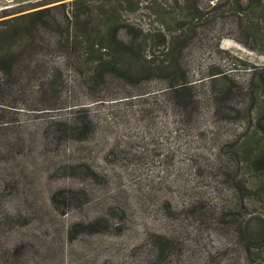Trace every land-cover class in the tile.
I'll return each instance as SVG.
<instances>
[{"label":"rangeland","instance_id":"1","mask_svg":"<svg viewBox=\"0 0 264 264\" xmlns=\"http://www.w3.org/2000/svg\"><path fill=\"white\" fill-rule=\"evenodd\" d=\"M71 1L0 0V22ZM199 1L168 70L43 50L0 77V264H264V6Z\"/></svg>","mask_w":264,"mask_h":264},{"label":"trees","instance_id":"2","mask_svg":"<svg viewBox=\"0 0 264 264\" xmlns=\"http://www.w3.org/2000/svg\"><path fill=\"white\" fill-rule=\"evenodd\" d=\"M243 1L249 10L264 6V0ZM176 9L182 16L177 22ZM203 17L199 0H73L39 9L0 22V77L14 75L17 61L43 50L83 75L168 70L189 46ZM159 57L165 60L157 63ZM53 83L49 79L48 84ZM177 86L186 91V77Z\"/></svg>","mask_w":264,"mask_h":264}]
</instances>
